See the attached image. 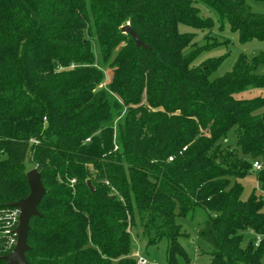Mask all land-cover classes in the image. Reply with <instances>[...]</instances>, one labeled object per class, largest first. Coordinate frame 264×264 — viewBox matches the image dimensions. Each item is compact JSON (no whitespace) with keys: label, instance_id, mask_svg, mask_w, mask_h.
<instances>
[{"label":"trees","instance_id":"trees-1","mask_svg":"<svg viewBox=\"0 0 264 264\" xmlns=\"http://www.w3.org/2000/svg\"><path fill=\"white\" fill-rule=\"evenodd\" d=\"M195 3L239 42L264 40V15L243 0H0V215L28 195L29 170L45 190L28 264H135L131 228L147 246L165 240L177 264L175 219L197 209L210 264H261L264 169L251 166L264 165V97L235 95L264 89V54L213 80L221 58L191 66L200 49L187 51L195 35L177 26L212 27ZM125 22L146 48L120 32ZM251 173L258 194L241 200L237 179Z\"/></svg>","mask_w":264,"mask_h":264},{"label":"rangeland","instance_id":"rangeland-1","mask_svg":"<svg viewBox=\"0 0 264 264\" xmlns=\"http://www.w3.org/2000/svg\"><path fill=\"white\" fill-rule=\"evenodd\" d=\"M253 14L264 15V2L256 0H243ZM199 9L200 16L210 18L212 20V27L204 29L203 31L192 30L183 25H178V32H192L194 39L192 46L188 48L189 52H199L191 61V66H196L202 61L207 59L221 58L218 67L210 73L209 79L221 77L231 71L236 59L242 55L247 60L252 59L259 54H264V40H251L244 43L239 42L236 33L231 32L225 22H221L213 10L208 9L206 6L195 3ZM128 24L123 23L122 26ZM217 43V44H216ZM114 54L112 55V57ZM96 65H100V61H95ZM104 74V82L101 88H106L111 77V70L108 67L102 68ZM257 75H264V65H260L255 70ZM237 99H251L254 97H264V89H250L240 94H236ZM234 132L230 130L227 133L225 145L234 147ZM237 182L242 187L240 195L241 200H246L252 192L258 194V184L256 182L255 173L245 176L244 178L237 179ZM264 197V195H262ZM264 212V203L263 208ZM205 215L201 210H195L192 216L188 215L183 218H176V224L179 226L180 231L185 234V238L179 241L180 246L185 254V259L176 256L177 264H210L209 261V248L205 242L199 238V230L204 222ZM251 239L248 232L243 233V245ZM130 240V257L136 261L142 258L146 264H166V251L167 243L165 240L157 241L154 244L146 245L140 241L137 232L131 228L129 230ZM261 264H264V255L261 258Z\"/></svg>","mask_w":264,"mask_h":264},{"label":"water","instance_id":"water-1","mask_svg":"<svg viewBox=\"0 0 264 264\" xmlns=\"http://www.w3.org/2000/svg\"><path fill=\"white\" fill-rule=\"evenodd\" d=\"M122 34L128 35L136 48H146V46L137 38L134 32L126 24L120 28ZM26 182L28 187V195L10 205L18 211V219L16 228L13 231L15 236V244L7 255L2 256L1 260L5 264H28L25 259V252L29 249L27 245V234L29 231V220L31 217L38 216L37 205L45 194V190L41 184L39 173L36 169H31L26 173ZM86 185L92 191L89 181Z\"/></svg>","mask_w":264,"mask_h":264},{"label":"built area","instance_id":"built-area-1","mask_svg":"<svg viewBox=\"0 0 264 264\" xmlns=\"http://www.w3.org/2000/svg\"><path fill=\"white\" fill-rule=\"evenodd\" d=\"M251 169L253 172H259L264 169V165L258 161L252 163ZM70 184H74V180L70 181ZM18 211L16 209H11L6 211L3 215H0V235H5L7 237L6 244L7 246H14L15 236L13 234L14 229L17 225ZM260 241V237L256 236L254 241V246ZM135 264H146V261L142 258H138L135 261Z\"/></svg>","mask_w":264,"mask_h":264}]
</instances>
